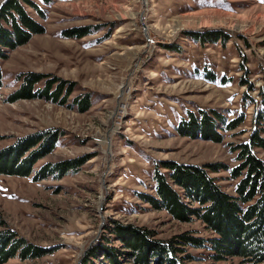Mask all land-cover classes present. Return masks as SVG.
I'll use <instances>...</instances> for the list:
<instances>
[{
	"label": "rangeland",
	"instance_id": "obj_1",
	"mask_svg": "<svg viewBox=\"0 0 264 264\" xmlns=\"http://www.w3.org/2000/svg\"><path fill=\"white\" fill-rule=\"evenodd\" d=\"M42 21L44 33L2 60L0 150L39 131L62 135L29 176L0 174V218L48 253L0 264H87L98 240L119 249L115 263L106 264H135L120 254L122 242L111 230L117 222L154 231L155 239L182 232L213 237L201 219L175 218L141 195H155V172L165 161L237 165L234 147L248 140L264 90V0H55ZM73 27L89 34H62ZM212 30L228 39L202 42L188 34ZM28 72L72 82L69 102H9L17 76ZM85 95L91 105L81 111L73 100ZM213 109L228 120L246 117L235 129L218 128L220 142L197 129L179 131L190 113L200 119ZM256 152L264 159L262 148ZM77 158L86 159L78 169L36 179L45 164ZM211 174L235 192L230 170ZM182 247L183 264H242L238 256L216 262L207 248Z\"/></svg>",
	"mask_w": 264,
	"mask_h": 264
},
{
	"label": "trees",
	"instance_id": "obj_2",
	"mask_svg": "<svg viewBox=\"0 0 264 264\" xmlns=\"http://www.w3.org/2000/svg\"><path fill=\"white\" fill-rule=\"evenodd\" d=\"M54 1L5 0L1 4L0 90L3 87L2 60L7 58V50L26 44L35 34L46 31L42 20L48 19L49 6ZM87 29L88 27H73L63 30L62 34L80 38L89 34ZM188 34L202 42L228 39L223 30L206 33L194 31ZM47 77L46 73H20L17 76L20 85L9 95L8 101L42 98L62 105L67 104L75 85L60 77ZM42 82L45 83L40 86ZM65 88L67 89L64 92ZM261 96L259 109L257 108L254 117V128L248 140L234 147L238 160L236 166L230 168L217 163L200 165L165 161L162 167L168 171L162 172V167H158L155 172V195H141L154 205V209H165L175 218L190 221L195 216L201 219L209 230L215 232L214 236L205 238L182 232L168 240L155 239L151 236L154 231L113 221L117 224L111 230L123 246L120 254L135 264H183L186 258L180 255L182 246L187 245L209 249L216 262L238 256L242 264H264V159L256 152L257 148L264 150V90ZM73 102L79 105L81 111L88 110L91 105L89 95L82 99L76 97ZM245 117L242 114L228 120L216 109L210 112L203 110L200 119L195 113H190L189 118L182 121L179 131L194 135L197 129L205 138L220 142L223 135L218 130L235 129L244 122ZM61 135L62 131L56 129L39 131L21 137L14 144L1 149L0 174L29 176L36 162L58 146ZM85 161L84 158H77L45 164L39 169L36 179L55 174L62 176L70 170L78 169ZM224 169L230 170L232 177L238 179L234 193L226 192L211 174ZM191 202L198 203V207H193ZM0 225L4 227L0 230V263L16 255L27 259L48 253L9 227L2 218ZM102 252L105 255L104 260L100 258ZM116 255L119 256V249L102 245L98 240L87 252L84 263L98 264L103 261L106 264V259L115 263Z\"/></svg>",
	"mask_w": 264,
	"mask_h": 264
}]
</instances>
